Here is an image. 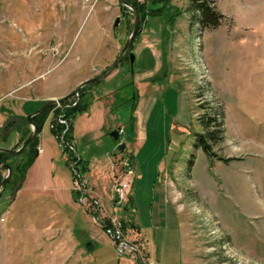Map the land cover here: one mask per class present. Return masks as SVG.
<instances>
[{
    "label": "rangeland",
    "instance_id": "374dc122",
    "mask_svg": "<svg viewBox=\"0 0 264 264\" xmlns=\"http://www.w3.org/2000/svg\"><path fill=\"white\" fill-rule=\"evenodd\" d=\"M207 1L220 23L199 31L189 26L191 0H136L140 33L120 63L70 95L112 65L132 9L121 0H0V147L18 149L32 130L27 115L63 99L38 116V157L26 174L15 171L24 153L5 162L0 264H264V0ZM81 90L91 98L70 146L87 164L80 179L141 256L119 255L76 200L73 162L50 133L53 111L76 105ZM216 101L221 115L205 127ZM214 129L208 155L197 136ZM123 159L134 173L116 207Z\"/></svg>",
    "mask_w": 264,
    "mask_h": 264
},
{
    "label": "trees",
    "instance_id": "16d2710c",
    "mask_svg": "<svg viewBox=\"0 0 264 264\" xmlns=\"http://www.w3.org/2000/svg\"><path fill=\"white\" fill-rule=\"evenodd\" d=\"M131 4H133L134 6H136V0L133 2H129ZM191 8L194 9L195 16L190 18L189 21V26L194 25L195 29H199V31H201V29L203 28H214L216 26L219 25L220 23V17L221 14L218 13L207 0H191ZM137 9L139 10V12L141 13V10L137 7ZM152 12V11H151ZM140 33V27L138 28ZM136 33V35L138 34ZM135 35V37H136ZM134 37V39H135ZM133 39V40H134ZM133 43V42H132ZM129 59V57H128ZM80 99L79 101L76 103V105L73 106H69V107H60V109H58V111H53V116H52V121H53V127H51L50 131L51 133L54 135V137L56 139H61L62 141L65 142L66 148L65 150H67V154L69 156L68 159V164H69V160L73 162L72 168H73V175L74 177H76V174L79 176V178H81V175H79L80 171H85L86 167L84 166L85 163H83L82 158L78 155H76L70 148V146H72V139H73V119L75 118V116L86 110L88 107V103H89V99L91 98V95H84V91H80ZM201 94L197 93V97H200ZM216 104V105H215ZM214 103H212L210 110L213 111V113H211L212 115H210V117H207V119L204 122V126L208 127V124L213 123L214 121H216V113L220 114V110H221V105L218 104V102L216 101ZM215 105V106H214ZM219 111V112H217ZM42 113H44L43 111L40 113V115H36L34 116L35 122L39 127L38 132L41 129L43 120H38V116L42 118ZM62 114L63 118L67 121V124H61L58 121V117L59 115ZM215 132H217V130H205V132L203 131V133L199 134L197 136V140H198V144L202 147L203 151L208 154L211 155V150H209L210 145L207 143L206 141V137L209 138H215ZM38 136L35 135V137L28 143V145L26 146V148L24 149V151L22 153H24L25 155V159L22 160V162L18 163L15 166V171L19 174H21L22 176H24L26 174V170L28 169V167L32 164V162L35 160L36 156L38 155V151H37V145H38ZM72 151V152H71ZM214 154V152H212ZM11 155L6 153V152H1L0 151V162H7L9 157ZM83 164V166H80L78 168V164ZM1 180V179H0Z\"/></svg>",
    "mask_w": 264,
    "mask_h": 264
},
{
    "label": "built area",
    "instance_id": "2783aa9c",
    "mask_svg": "<svg viewBox=\"0 0 264 264\" xmlns=\"http://www.w3.org/2000/svg\"><path fill=\"white\" fill-rule=\"evenodd\" d=\"M59 123L67 124V121L63 117H59ZM72 147V146H71ZM40 150V148H39ZM121 169L124 178H117L114 182V205L116 207L121 206L122 203L127 199L129 194L130 182H128L125 177L131 176L134 173L133 163L128 159H123L121 161ZM74 180L79 181L80 187L76 188V192L78 197L76 200L79 202H84L86 204V209L93 211V216L95 219L100 221L103 224V230L105 233L111 238L113 244L115 245L116 251L119 255H131L136 254L137 256H141V250L139 246L136 245L135 241L129 239L122 228V220L113 218L112 215H100V204L96 200L94 196H87L86 189L82 184V180L76 174ZM91 207V208H90ZM90 208V209H89ZM116 213V211L114 212ZM102 216V217H101Z\"/></svg>",
    "mask_w": 264,
    "mask_h": 264
},
{
    "label": "water",
    "instance_id": "95a60500",
    "mask_svg": "<svg viewBox=\"0 0 264 264\" xmlns=\"http://www.w3.org/2000/svg\"><path fill=\"white\" fill-rule=\"evenodd\" d=\"M122 3L126 6H128L130 9H132L133 14H134V26L133 29L131 30L129 36L127 37L119 55L117 56V58L114 60V62L112 63V65L102 74H99L95 77L89 78L83 82H81L74 91H72L70 93V95H73L74 93H77L79 91V89L89 83H93V82H98L104 78H106L107 76H109L111 74V72L117 67V65L120 63L121 59L123 58V56L125 55L126 51L129 49V47L132 44V41L134 39V36L136 35V33L139 32L138 26H139V14L137 12V10L135 9V7L129 3L126 0H121ZM119 21V18L115 19L114 25H117ZM128 57H129V61L130 64L133 63L134 61V56L133 53H128ZM69 96V95H68ZM63 99H59L58 101L55 100H49L46 101L45 103H43L40 107H38L37 109H35L33 112H31L30 114L27 115V121L31 124L32 126V130L30 132V134L26 137V139L22 142L21 146L18 149H13V148H6V147H0V151L1 152H6L8 154H12V155H17L20 154L21 152L24 151V149L26 148V146L28 145V143L32 140V138L34 137L35 133L38 131V125L36 123H34L31 120V117L35 114L40 113L42 110H44L45 108H47L48 106L56 103V102H60ZM119 130L115 129L113 131L110 132V135L117 140L119 137ZM125 147L124 143H120L117 145V148L119 151H122ZM6 170L7 171V175L2 179V181L0 182V192L5 188L6 184L10 181L11 178V174H12V168L9 164L4 163V162H0V170ZM86 248L87 249H91L92 245L91 243H86Z\"/></svg>",
    "mask_w": 264,
    "mask_h": 264
},
{
    "label": "crops",
    "instance_id": "0c3cea01",
    "mask_svg": "<svg viewBox=\"0 0 264 264\" xmlns=\"http://www.w3.org/2000/svg\"><path fill=\"white\" fill-rule=\"evenodd\" d=\"M94 94H96V92H95V90H94ZM95 98H96V96H95ZM92 105V104H91ZM88 109V108H87ZM73 131H74V129H73ZM51 133V132H50ZM52 134V133H51ZM53 135V134H52ZM54 137V136H53ZM73 142V141H72ZM43 149H44V147H43ZM37 157H38V155L36 156V158H35V160L37 159ZM44 157H45V159L47 160V159H50V157L48 156V158H47V155L45 154L44 155ZM35 160H34V162H35ZM83 161V160H82ZM33 162V163H34ZM86 164V163H85ZM86 166H87V164H86ZM88 170V168L85 170V171H87ZM85 171H84V173H85ZM28 172V171H27Z\"/></svg>",
    "mask_w": 264,
    "mask_h": 264
},
{
    "label": "bare ground",
    "instance_id": "6f19581e",
    "mask_svg": "<svg viewBox=\"0 0 264 264\" xmlns=\"http://www.w3.org/2000/svg\"><path fill=\"white\" fill-rule=\"evenodd\" d=\"M135 37V36H134ZM133 42V41H132ZM114 198V197H113ZM102 217V216H101ZM136 243V242H135Z\"/></svg>",
    "mask_w": 264,
    "mask_h": 264
}]
</instances>
